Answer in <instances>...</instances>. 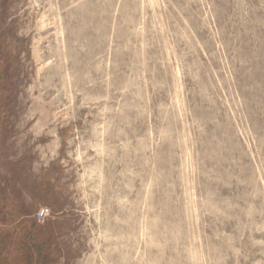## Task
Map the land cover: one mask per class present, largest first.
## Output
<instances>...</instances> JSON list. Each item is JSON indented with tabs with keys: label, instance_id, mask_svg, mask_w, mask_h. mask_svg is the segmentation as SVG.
Here are the masks:
<instances>
[{
	"label": "rangeland",
	"instance_id": "rangeland-1",
	"mask_svg": "<svg viewBox=\"0 0 264 264\" xmlns=\"http://www.w3.org/2000/svg\"><path fill=\"white\" fill-rule=\"evenodd\" d=\"M0 251L264 264V0H0Z\"/></svg>",
	"mask_w": 264,
	"mask_h": 264
},
{
	"label": "built area",
	"instance_id": "built-area-1",
	"mask_svg": "<svg viewBox=\"0 0 264 264\" xmlns=\"http://www.w3.org/2000/svg\"><path fill=\"white\" fill-rule=\"evenodd\" d=\"M48 213H49L48 209H46V208H40L39 211H38V213H37V219L39 221L44 220L48 216Z\"/></svg>",
	"mask_w": 264,
	"mask_h": 264
},
{
	"label": "trees",
	"instance_id": "trees-1",
	"mask_svg": "<svg viewBox=\"0 0 264 264\" xmlns=\"http://www.w3.org/2000/svg\"><path fill=\"white\" fill-rule=\"evenodd\" d=\"M2 251V250H1ZM1 251H0V264H4L5 262H4V257H1V255H2V253H1ZM3 260V261H2Z\"/></svg>",
	"mask_w": 264,
	"mask_h": 264
},
{
	"label": "bare ground",
	"instance_id": "bare-ground-1",
	"mask_svg": "<svg viewBox=\"0 0 264 264\" xmlns=\"http://www.w3.org/2000/svg\"><path fill=\"white\" fill-rule=\"evenodd\" d=\"M77 23V22H76ZM79 28V27H78ZM70 44V43H69ZM75 54V53H74ZM55 72V71H54ZM56 73V72H55ZM81 81V80H80Z\"/></svg>",
	"mask_w": 264,
	"mask_h": 264
}]
</instances>
